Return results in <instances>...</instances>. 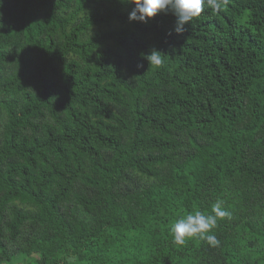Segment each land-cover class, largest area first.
Returning <instances> with one entry per match:
<instances>
[{
    "label": "trees",
    "instance_id": "obj_1",
    "mask_svg": "<svg viewBox=\"0 0 264 264\" xmlns=\"http://www.w3.org/2000/svg\"><path fill=\"white\" fill-rule=\"evenodd\" d=\"M0 264H264V0H0Z\"/></svg>",
    "mask_w": 264,
    "mask_h": 264
}]
</instances>
